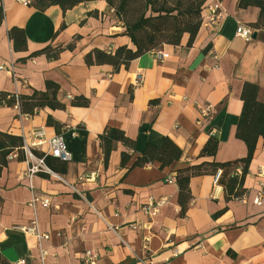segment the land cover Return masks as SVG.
Wrapping results in <instances>:
<instances>
[{
  "label": "crops",
  "instance_id": "1",
  "mask_svg": "<svg viewBox=\"0 0 264 264\" xmlns=\"http://www.w3.org/2000/svg\"><path fill=\"white\" fill-rule=\"evenodd\" d=\"M239 1L208 0L191 45L184 35L179 46L164 45L116 72L113 66H88L85 61L94 50L136 51L106 1L64 12L59 6L46 7L47 0H34L30 6L0 0V92H46L52 82L59 86L58 101L66 106L40 110L33 118L16 107L0 106V132L31 142L32 133L44 128L47 139L62 135L72 156L66 172L58 174L65 183L42 175L32 180L33 189L26 178L28 162L19 161L16 153L9 157L0 176V264H40L36 237L22 230L34 222L50 235L42 243L48 252L45 264H85L87 252L97 256L96 264H264L263 139L245 180L243 200L227 203L213 176L194 177L192 200L182 217L176 181L177 170L211 161L200 158L211 137L219 140L217 163L248 154L236 132L245 84L258 85L264 102V42L260 31L250 41L237 36L239 26L251 28L260 16L256 7L239 8ZM214 6L221 16L217 25L207 10ZM13 28L25 32L26 51L14 50L9 39ZM71 45L73 50L67 49ZM48 47L63 50L56 60L32 56ZM157 51L165 58L159 60ZM77 97L89 99L90 106L73 107ZM208 106L212 114L204 118L202 110ZM49 119L59 129L49 126ZM107 128L122 130L137 147L133 152L117 143L105 167L99 136ZM166 138L183 152L178 163L132 169L147 145L159 147ZM47 149L43 145L35 152ZM123 153L132 155L126 167L121 166ZM91 174H96L95 181L81 180ZM170 178L176 183L169 184ZM33 196L49 198L51 206L33 210ZM150 198L165 200L155 217L142 211Z\"/></svg>",
  "mask_w": 264,
  "mask_h": 264
},
{
  "label": "trees",
  "instance_id": "2",
  "mask_svg": "<svg viewBox=\"0 0 264 264\" xmlns=\"http://www.w3.org/2000/svg\"><path fill=\"white\" fill-rule=\"evenodd\" d=\"M106 1L114 12L116 18L120 19L130 9L131 5L139 0H47L46 7L59 6L66 12L74 7L88 2ZM161 0H142L144 11L134 23L124 24L127 36L136 47V51L126 47H121L115 54H109L101 50H94L86 58L88 66L110 65L117 72L121 67H128L131 62L141 56L157 50L164 45L179 46L184 35H189L188 44L191 45L196 38L202 25V12L208 0H178L173 8L159 5ZM159 5V6H158ZM185 9L183 10V8ZM256 7L260 10L259 20L256 24L250 25L254 31H260V39L264 42V0H240L239 8L247 9ZM150 11L153 15L147 16ZM4 20L3 9H0V26ZM9 39L14 44L16 52L27 50V39L25 32L18 28H13L9 32ZM71 45L67 49L73 50ZM63 49L53 50L48 47L43 51L32 56L46 55L49 60H56ZM47 91H33L30 95H16L12 93L0 92V106L14 108L19 106L22 115L33 118L40 110L50 108L51 110H66V106L61 104L58 99L59 86L52 82H47ZM51 93V94H50ZM243 110L237 127L236 137L243 141L248 149V154L244 159L229 163H217L215 157L219 148V140L211 137L205 145L200 158L211 159L197 166H187L177 170V185L179 188V204L181 216L185 217L188 212L192 194L190 189L191 179L205 175L215 177L221 172L218 182L222 186L226 196V202L243 200L247 190L245 180L249 175V168L255 156L257 145L260 139L264 140V102L260 101V87L256 84L246 83L242 93ZM73 107L87 108L90 106L89 99L77 97L73 99ZM49 126L59 129V126L48 120ZM58 132H60L58 130ZM100 146L104 155V165L108 166L112 152L117 143L123 144L133 152H136V142L129 139L126 134L119 129L107 128L99 136ZM24 139L8 133L0 132V176L8 166L9 157L17 154L19 161H25ZM36 156H43L35 152ZM183 156V152L171 139L166 138L157 147L147 145L144 153L139 157L132 169L144 168L150 164L159 163L160 168L164 169L178 163ZM132 155L122 154L121 166L126 167L131 161ZM47 165L57 174L66 172L67 164L58 159L46 158ZM240 171V173H238ZM2 199L0 198V205ZM226 208L214 215L220 217L226 212ZM126 264H138L135 261Z\"/></svg>",
  "mask_w": 264,
  "mask_h": 264
},
{
  "label": "built area",
  "instance_id": "3",
  "mask_svg": "<svg viewBox=\"0 0 264 264\" xmlns=\"http://www.w3.org/2000/svg\"><path fill=\"white\" fill-rule=\"evenodd\" d=\"M19 2L22 5L30 6L34 2V0H19ZM207 10L210 13L209 19L211 23L217 25L221 18L219 13V7L218 6L208 7ZM253 35H254V30L252 28L239 26V28L237 29V36L247 41H250ZM155 55L159 60L165 58V55L159 51H157ZM1 70H3V68H1ZM16 108L19 109V106L17 105ZM211 114H212V109L209 106L205 107L202 110V115L204 118L211 117ZM30 138L32 140L31 142H29V139L27 138L24 139V147H23L25 158L26 161L28 162L26 178L30 182V188L33 189L31 184L32 180L35 177L42 175L53 178L59 182L65 183V181L57 173H55L46 163V158L48 157L58 159L64 163H68L72 160L71 153L69 151L68 145L64 140V137L62 135H55L47 139L46 131L44 128H42L35 130ZM43 145H47L48 147L47 151L41 153L43 156H36L35 149L37 148L40 149L42 148ZM238 173H240V171H238ZM95 178H96V174H91L90 176L81 178V180H83L84 182H93L95 181ZM220 178H221V172H218V174L214 177L215 184H218ZM167 182L169 184L176 183L175 180L171 178L168 179ZM79 195L81 194L79 193ZM258 202L259 201L257 199L255 203L258 204ZM164 204H165V200H155L153 198H150L148 203L143 207L142 211L145 214H147L149 217H155L156 215L159 214L160 209ZM39 205L44 208H48L51 206V200L49 198L33 196L31 202L29 203V206L33 210H36ZM136 228L137 226L133 227V229ZM22 230L25 233L34 235L36 237L40 248V255H41L40 264H45L46 258L48 256V252L43 249L42 243L45 241H49L50 235L41 233L38 227L36 226L35 222L32 224V227L23 228ZM83 259L85 264H96L97 262V256L94 255L92 252L85 253ZM17 264H25V263L19 262Z\"/></svg>",
  "mask_w": 264,
  "mask_h": 264
},
{
  "label": "rangeland",
  "instance_id": "4",
  "mask_svg": "<svg viewBox=\"0 0 264 264\" xmlns=\"http://www.w3.org/2000/svg\"><path fill=\"white\" fill-rule=\"evenodd\" d=\"M178 0H161L159 5L167 6L168 8H173L177 5ZM158 5V6H159ZM185 7L183 8V10ZM144 7L142 0L137 1L136 3L132 4L130 9L126 12V14L120 19L122 23L130 22L134 23L138 17L143 13ZM153 15L150 11L147 12V16Z\"/></svg>",
  "mask_w": 264,
  "mask_h": 264
},
{
  "label": "water",
  "instance_id": "5",
  "mask_svg": "<svg viewBox=\"0 0 264 264\" xmlns=\"http://www.w3.org/2000/svg\"><path fill=\"white\" fill-rule=\"evenodd\" d=\"M253 39H256L257 38V34L256 33H254V35H253V37H252Z\"/></svg>",
  "mask_w": 264,
  "mask_h": 264
}]
</instances>
